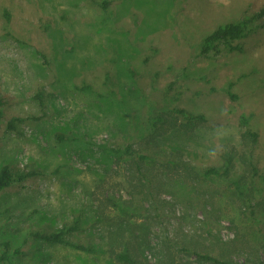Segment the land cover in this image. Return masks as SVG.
<instances>
[{
	"label": "rangeland",
	"instance_id": "obj_1",
	"mask_svg": "<svg viewBox=\"0 0 264 264\" xmlns=\"http://www.w3.org/2000/svg\"><path fill=\"white\" fill-rule=\"evenodd\" d=\"M262 6L0 0V171L34 173L0 190V254L5 242L19 264H118L107 235L122 223L147 264H215L198 253L264 264V28L250 20ZM243 18L238 50L200 54L206 35ZM173 109L205 122L153 134L154 118ZM13 117L26 120L7 131ZM127 146L154 159L137 166L108 150ZM226 152L227 183L204 178ZM76 221L69 239L93 254L31 236Z\"/></svg>",
	"mask_w": 264,
	"mask_h": 264
},
{
	"label": "trees",
	"instance_id": "obj_2",
	"mask_svg": "<svg viewBox=\"0 0 264 264\" xmlns=\"http://www.w3.org/2000/svg\"><path fill=\"white\" fill-rule=\"evenodd\" d=\"M100 8L106 10L107 5L105 1L99 3ZM250 20H259L260 26L264 28V6H262L257 12L253 14L252 19ZM249 21L246 19H241L239 22L228 23L224 25H220L214 31L209 33L203 39V46L201 48L200 54L205 55L209 51H216L217 46H222L223 48H228V50H238L237 47H233L230 44L234 41H238L240 39L246 38L249 34V29L247 24ZM81 90H93L91 86L85 85L80 87ZM40 100L41 96L36 95ZM41 102V101H39ZM3 98L0 96V120L3 117ZM26 119L13 117L11 118L6 125L7 131H14L16 125L24 122ZM182 120V121H181ZM205 122V117L202 114H188L182 109H173L170 112L162 113L156 116L151 123V131L153 134L157 135L160 133H166L170 129L179 128L183 130H191L198 124ZM248 136L255 141L256 134L246 132L243 136ZM60 141L71 140L75 141L76 139H72L70 137H66L63 135L57 136ZM111 153L120 156H127L136 158L137 161L134 160L135 164L138 166L140 162L144 161H152L154 157L147 154H141L135 152L131 149V146H127L125 148H109ZM232 167V156L227 155V152L224 153L223 164L219 167H212L205 171H202L201 175L204 178H215L217 180L223 181L227 183V173ZM184 170L186 171V175L184 178H187L189 174L192 173V168L184 166ZM34 176V173H21V174H13L8 168L4 167L0 171V190H3L10 186L14 182H21L26 180L27 178ZM189 178V177H188ZM191 178V177H190ZM80 227L78 226V221L75 222V225H62L59 228L54 229L53 231L46 232L43 230L34 231L31 233V236L38 241H42L43 243L50 245H61L73 250L85 253V254H93L95 250L91 247H86L78 242L69 239V235L73 232H76ZM111 230L108 231L107 235V245L109 247V254L113 258L115 262L118 264H147L141 260L142 254L144 250H146V246L143 244H139L138 241L130 240L127 234V226L122 223L117 224L114 228L110 227ZM3 250L0 254V262H5L7 264H19L15 262L9 253V245L8 243H3ZM197 256L201 259L211 261L215 264H222L214 257H211L206 254H197ZM156 264H181L174 259L170 258L169 255H163L161 260H157Z\"/></svg>",
	"mask_w": 264,
	"mask_h": 264
}]
</instances>
